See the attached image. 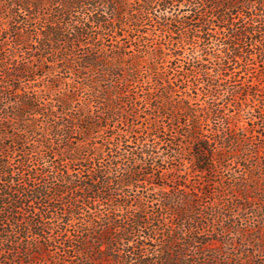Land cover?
<instances>
[{
	"label": "trees",
	"instance_id": "trees-1",
	"mask_svg": "<svg viewBox=\"0 0 264 264\" xmlns=\"http://www.w3.org/2000/svg\"><path fill=\"white\" fill-rule=\"evenodd\" d=\"M0 264H264V0H0Z\"/></svg>",
	"mask_w": 264,
	"mask_h": 264
},
{
	"label": "rangeland",
	"instance_id": "rangeland-1",
	"mask_svg": "<svg viewBox=\"0 0 264 264\" xmlns=\"http://www.w3.org/2000/svg\"><path fill=\"white\" fill-rule=\"evenodd\" d=\"M201 103H203V102L199 101V104H201ZM232 166H234V165H232ZM203 206H204V205H203Z\"/></svg>",
	"mask_w": 264,
	"mask_h": 264
}]
</instances>
